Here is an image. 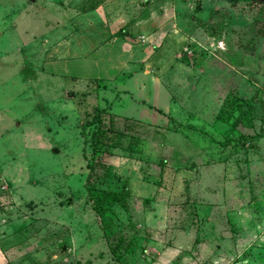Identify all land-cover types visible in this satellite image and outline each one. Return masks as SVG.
<instances>
[{"label":"rangeland","instance_id":"1","mask_svg":"<svg viewBox=\"0 0 264 264\" xmlns=\"http://www.w3.org/2000/svg\"><path fill=\"white\" fill-rule=\"evenodd\" d=\"M50 1L0 0V264H264V0H166L120 68Z\"/></svg>","mask_w":264,"mask_h":264},{"label":"crops","instance_id":"2","mask_svg":"<svg viewBox=\"0 0 264 264\" xmlns=\"http://www.w3.org/2000/svg\"><path fill=\"white\" fill-rule=\"evenodd\" d=\"M54 1L55 0L50 1L51 8L50 6L48 9L44 7L46 12L51 11L49 9H53L52 11L55 12L56 4ZM83 1L85 0H81L77 3L79 9L76 11L73 9V12H70L69 8L66 9L62 7L63 24L60 28L67 32L62 35V31L60 30L61 33L58 34L59 38L62 39L58 52H60L62 48L63 52L68 54L72 52L77 44L81 47L89 45L88 51L96 53V59L103 60L108 68L113 66H116V68L122 67L120 63L118 66L113 63L116 53L124 50L126 53L135 51V44L132 42L133 39L130 42L129 38L131 34L132 36L140 37L142 33V37L145 36V33L150 31V29H156L155 26H150L148 29L143 23L144 21L146 22V19L149 17L150 8H155L161 3L166 2V0H151L150 3H148L149 6L146 10L140 11V15L137 16L136 7L134 5L135 0H102L100 2L96 0V2H92L91 5L86 6L85 4V8L82 7ZM36 7L39 8V3L37 1L24 3L23 5L24 12L26 13H29L30 10L36 9ZM51 13L54 14L53 12ZM20 19V22L23 25L24 18L21 17ZM51 28L53 29V27H50L48 30L52 31ZM137 28L140 29V31H136ZM120 32H123V34L119 35ZM48 41L49 39H47V42ZM62 58H64V56ZM263 133L264 125L259 133L260 136H262Z\"/></svg>","mask_w":264,"mask_h":264},{"label":"trees","instance_id":"3","mask_svg":"<svg viewBox=\"0 0 264 264\" xmlns=\"http://www.w3.org/2000/svg\"><path fill=\"white\" fill-rule=\"evenodd\" d=\"M123 32H120L119 35H122ZM260 135V134H258ZM99 146L101 147L103 144H109L110 142H108V138L106 136H101L100 140H99ZM123 188L119 191H112V196H116L117 198H119V201L120 203L124 206V207H127L128 206V200H127V196H128V192H129V189H128V186L127 185H123L122 186ZM93 196V195H92ZM95 197V196H93Z\"/></svg>","mask_w":264,"mask_h":264}]
</instances>
